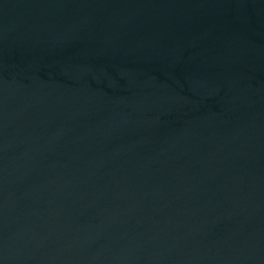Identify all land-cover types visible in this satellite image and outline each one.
Here are the masks:
<instances>
[{"label":"water","instance_id":"obj_1","mask_svg":"<svg viewBox=\"0 0 264 264\" xmlns=\"http://www.w3.org/2000/svg\"><path fill=\"white\" fill-rule=\"evenodd\" d=\"M0 264H264V0H0Z\"/></svg>","mask_w":264,"mask_h":264}]
</instances>
